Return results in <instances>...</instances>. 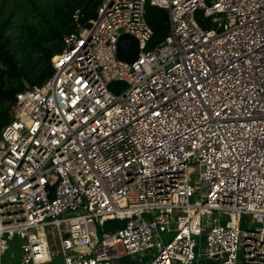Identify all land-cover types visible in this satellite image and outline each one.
<instances>
[{
    "label": "built area",
    "instance_id": "2783aa9c",
    "mask_svg": "<svg viewBox=\"0 0 264 264\" xmlns=\"http://www.w3.org/2000/svg\"><path fill=\"white\" fill-rule=\"evenodd\" d=\"M52 61L0 128V264H264V0H104Z\"/></svg>",
    "mask_w": 264,
    "mask_h": 264
},
{
    "label": "trees",
    "instance_id": "16d2710c",
    "mask_svg": "<svg viewBox=\"0 0 264 264\" xmlns=\"http://www.w3.org/2000/svg\"><path fill=\"white\" fill-rule=\"evenodd\" d=\"M103 1L0 0V128L11 118L16 94L51 76L52 59L63 49L64 36L75 31L77 24L88 25ZM145 8L152 29L147 48H152L169 32L168 11L150 3ZM196 18L201 26L210 25L200 11ZM123 223L108 219L99 232L115 230Z\"/></svg>",
    "mask_w": 264,
    "mask_h": 264
},
{
    "label": "crops",
    "instance_id": "0c3cea01",
    "mask_svg": "<svg viewBox=\"0 0 264 264\" xmlns=\"http://www.w3.org/2000/svg\"><path fill=\"white\" fill-rule=\"evenodd\" d=\"M155 250H147L144 252L137 253L135 255H124L120 257L115 264H147ZM18 257V242L12 243L8 250L4 253L3 262L4 264H13ZM45 264H63L61 256L51 259V261ZM176 264V263H174ZM193 264H218L215 259H208L203 256H198Z\"/></svg>",
    "mask_w": 264,
    "mask_h": 264
},
{
    "label": "water",
    "instance_id": "95a60500",
    "mask_svg": "<svg viewBox=\"0 0 264 264\" xmlns=\"http://www.w3.org/2000/svg\"><path fill=\"white\" fill-rule=\"evenodd\" d=\"M138 53L137 39L129 33L121 34L116 44V57L121 61L132 63L137 58Z\"/></svg>",
    "mask_w": 264,
    "mask_h": 264
},
{
    "label": "rangeland",
    "instance_id": "374dc122",
    "mask_svg": "<svg viewBox=\"0 0 264 264\" xmlns=\"http://www.w3.org/2000/svg\"><path fill=\"white\" fill-rule=\"evenodd\" d=\"M190 180L193 181L192 176L190 177ZM97 224H98V227H100V226L102 225V223H101L100 221H98V220H97ZM15 241H17V239H14L12 242H10V245H11L12 243H14ZM17 242H18V241H17ZM201 244H202V243H201ZM57 256H58V255L54 256L53 258H57ZM241 257H242V253L240 252V253H239V259H241Z\"/></svg>",
    "mask_w": 264,
    "mask_h": 264
}]
</instances>
